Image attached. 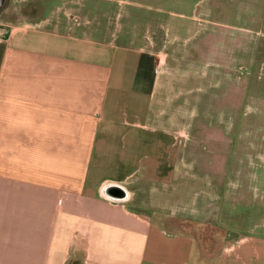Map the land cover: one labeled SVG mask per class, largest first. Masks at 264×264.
I'll use <instances>...</instances> for the list:
<instances>
[{
    "label": "crops",
    "instance_id": "0c3cea01",
    "mask_svg": "<svg viewBox=\"0 0 264 264\" xmlns=\"http://www.w3.org/2000/svg\"><path fill=\"white\" fill-rule=\"evenodd\" d=\"M3 1L0 264H194L193 235L164 222L193 211L203 179L186 160L176 182L153 178L151 153L157 131L187 137L196 110L177 94L170 113L154 110L175 89L155 76L147 46L123 43L128 30L41 25L39 0ZM110 185L124 193L106 195ZM229 226L217 264H264V234Z\"/></svg>",
    "mask_w": 264,
    "mask_h": 264
},
{
    "label": "rangeland",
    "instance_id": "374dc122",
    "mask_svg": "<svg viewBox=\"0 0 264 264\" xmlns=\"http://www.w3.org/2000/svg\"><path fill=\"white\" fill-rule=\"evenodd\" d=\"M39 1L33 8H40L34 14L41 25L99 27L117 35L128 30L123 43L147 46L155 76L175 89L168 99L155 96L154 110L170 113L176 94L184 109L196 110L184 120L187 137L157 131L151 153L153 178L158 173L166 183L176 182L181 174L175 169L186 160L188 176L203 179L193 211L164 219L170 231L193 235L194 264H217L229 225L264 234L257 224L264 221V0Z\"/></svg>",
    "mask_w": 264,
    "mask_h": 264
},
{
    "label": "water",
    "instance_id": "95a60500",
    "mask_svg": "<svg viewBox=\"0 0 264 264\" xmlns=\"http://www.w3.org/2000/svg\"><path fill=\"white\" fill-rule=\"evenodd\" d=\"M104 190H103V192L106 194V195H108V191H110V192H113V191H111V190H114V189H116V190H119L121 193H124V191H122V188L121 187H119V186H116V185H110V186H108V187H106V188H103Z\"/></svg>",
    "mask_w": 264,
    "mask_h": 264
}]
</instances>
